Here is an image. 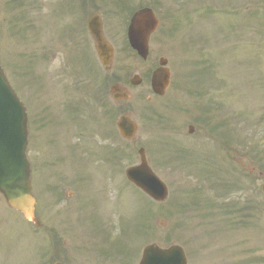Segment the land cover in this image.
Wrapping results in <instances>:
<instances>
[{
    "label": "rangeland",
    "instance_id": "obj_1",
    "mask_svg": "<svg viewBox=\"0 0 264 264\" xmlns=\"http://www.w3.org/2000/svg\"><path fill=\"white\" fill-rule=\"evenodd\" d=\"M22 1L25 2V6L17 7L14 0H0L2 55H6L12 70L10 74L12 72L22 97L29 104L30 124L34 129V137L40 140L43 174L47 178L46 191L50 197L37 193V210L48 209V207L59 210L73 206L70 201L59 204L56 200L53 201L51 196L55 190L52 180L60 172L56 160L59 158L61 138L64 136L61 127L68 126L71 122L67 119L68 113L66 115L65 106L70 98L77 100L76 103L80 109L83 107L81 102L84 98L90 102L89 107L93 102L88 99L89 97L76 91L75 81L68 77L72 74L69 73L71 71L63 70L62 74L54 76L53 80L56 79L59 84L53 87L51 92L53 73L37 69L41 65L39 59L41 50L34 49L29 52L30 56H37L35 65L37 70L32 71L28 69V66H24L26 63L28 65V60L21 58L20 54L26 52L30 46V36L27 39H16L12 35L11 27L13 28V25L19 22L18 18L24 11L29 15V23L33 24L35 32L32 33L29 28L25 29L24 23H18L17 27L21 30L25 29L37 40L40 33L37 26L40 25L41 17L49 12L55 14L56 4L53 5L47 0ZM146 1L148 0H135L134 4L142 6L146 4L144 3ZM161 3L165 9L164 15H168L172 31L170 42L175 51L174 67H177V70L173 69V82L176 80L180 89L176 90L177 93L172 92L173 84L167 96L157 102L153 100L151 107L145 104L146 100L137 98L145 89L143 86L134 89L128 102L115 103L111 100V109L116 107L123 113L110 119V131L113 129L116 131V123L123 114L130 115L139 125L140 131L136 140L127 143V149L133 160L131 163L127 162V168L139 163L137 151L140 140L147 144L158 143L153 145L159 151L160 149L163 151L166 147L172 150L183 147L192 153L200 155L202 153L203 156L204 153H208L210 157H214L216 163H220L222 171H219L217 177L215 175L212 179H205L200 174L199 165L192 159L191 154V159L188 160V157L185 161L192 164L180 170L176 167L175 170H169L159 165L153 167L167 184L170 192L167 202L161 205H154L127 181L125 184L124 177L118 176V183L122 181L124 187L125 209L131 215L138 210H145L144 206H152L153 211H159L160 223L164 224L163 228H158L159 246L163 248L173 244L183 246L187 251L189 264H264V193L262 192L264 184V169H262L264 167V0H161ZM35 5L40 8H36ZM9 47L13 51L12 56L18 58L17 67L25 68V70H13L11 54L9 56L6 53L7 49L10 50ZM54 66H58L54 58L46 68L43 65L44 69ZM138 70L132 63L128 69L117 72L119 76H122L118 78H131L139 73L140 70ZM87 72L88 69L85 67L76 68V73L81 79L86 78ZM99 72L100 78L94 74L93 81L96 77L99 81V89H103V82L106 84L107 81L104 74ZM149 79L150 76L144 77V84L150 85ZM191 88L193 90L201 88L195 93L197 95L201 93V97L191 96L188 91ZM50 92L51 95H47ZM89 107L86 108L84 104L83 108L87 111L82 114L76 126L81 141L80 152L84 157H90L85 151L88 147L83 144L84 141L92 142L90 149L93 152L97 150L96 146L100 148L98 143L95 145L94 142L99 141L97 132L104 122L103 107L100 109L101 117L98 116L99 113H96L97 115L89 113ZM146 108L156 111L153 118L161 126L158 123L151 128L147 124L146 116L142 114L147 110ZM189 111L208 118L206 125L208 132L198 127L194 136H188V127L184 128L183 120H190L187 117ZM200 111L203 114L199 115ZM42 117H45L44 120ZM217 125V131L213 130ZM211 129L216 133L213 137L210 133ZM231 135L238 140L239 146L233 148L236 149V153H230L223 148L224 141L227 142V138L230 139ZM65 136L70 138L71 135L66 133ZM110 137H114L113 131ZM218 151L219 155H217ZM101 154L102 151L98 150L97 158H101ZM162 154L160 153L159 157L167 165L177 161L172 151L164 150ZM29 157L31 160L36 158L34 154ZM38 166H40L39 163H37ZM109 170L112 174L113 169L110 167ZM91 175L92 164H89L88 176L81 187L90 193L89 187L93 183ZM220 182L236 183L237 189L241 187V190L236 189L230 196L217 199L219 195L210 185ZM113 184L116 188V184ZM201 189H204L203 195ZM108 198L111 200L103 205V210H111L112 200L115 201L111 195ZM203 198L212 201L216 198L217 204L222 206L237 202L236 204L241 207L252 199V202L260 204L263 210L262 215H259V210L256 212L259 226L255 228L249 227V224L247 226L239 224L237 229L231 230L229 226H224L225 217L221 215L219 209L211 210L213 214H210L211 217L208 219H205L203 212L209 210L201 208L186 210L182 205L181 212H177L178 204L187 205L195 199L200 200L201 203ZM49 199L53 202L51 203ZM242 213L241 211L236 214L234 218L236 223L238 220L240 222L246 220L249 223L251 218L242 219ZM223 229L227 231H221ZM143 245L144 243L141 247ZM34 246L35 244L31 245L21 256H32V254V257L37 256L32 252ZM51 246L49 241L48 250ZM9 254L14 255L12 252Z\"/></svg>",
    "mask_w": 264,
    "mask_h": 264
},
{
    "label": "flooded vegetation",
    "instance_id": "obj_2",
    "mask_svg": "<svg viewBox=\"0 0 264 264\" xmlns=\"http://www.w3.org/2000/svg\"><path fill=\"white\" fill-rule=\"evenodd\" d=\"M47 1L56 4V12L45 17L46 22L42 27L39 45V50L42 53L41 65L46 66L49 60L54 58L63 67L98 68L102 69L108 77V81H111L113 70L122 71L134 63L137 69L144 70L145 68L146 76H148L159 67L163 60V64L170 69L173 75L175 51L172 42H170L172 31L168 17L158 14V6H155V10L158 12V28L150 38L149 56L147 60H143L129 46L127 29L130 13L114 9L111 6V0ZM95 34L100 36L102 45L109 46L108 49L112 50V57L111 54H108V49L103 52L106 61L110 56V63L106 69L103 67L105 61L102 60L101 54L98 52L99 43ZM53 51L54 55H52ZM4 64L10 70L8 62L4 60ZM30 65H32L31 60ZM145 73L146 71L142 73L143 77ZM128 81L118 78L117 83L121 87V92L133 91V88L128 85ZM143 87L145 89L139 93L137 98L146 99L150 103L152 100L149 95L152 92L151 86L144 84ZM177 87L178 83L176 82L173 92ZM106 96L109 98V95L106 94ZM108 98L105 100L107 105L109 104ZM159 98L154 95L155 100H159ZM190 122L191 120L187 121V123ZM71 129L69 130L72 135L71 141L66 139L68 147L66 152L61 155L60 172L55 178V198L58 199L59 204L70 201L73 204V209L70 206L59 210L46 208L35 210L36 218L39 221L37 226L25 220L21 213L11 210L0 195V252H4L0 253V264H48L49 256L53 259L52 262L63 264H128V259H130V264L136 263L143 236L137 235L130 241L128 240V212L124 206L122 181H120L119 203L113 210H96L93 207L88 210H77L83 204L85 191L81 190L79 176H77L79 170L78 152L76 154V151H79L77 131L74 127ZM33 131L31 126V150L35 148L30 152L37 157L35 161L33 160L34 187L37 192L43 195L47 181L42 174V169L36 166V163L40 164V140L38 137H34ZM104 134V143L111 144L107 127H105ZM148 151L152 155L151 159L154 160L150 147H148ZM126 153V145L120 144V169L117 172L119 177H122L123 165L126 164ZM208 160V157L205 158V161ZM210 160L213 158L210 157ZM117 175H115V182H118ZM91 177L93 185L101 180L105 181L107 177L105 168L101 167L97 171H93ZM106 189V182L102 186H98L97 202L101 206L105 201ZM158 225V213L153 212L151 228L146 234L147 239H158V233L154 229ZM49 240L52 246L48 250ZM33 244L35 246L32 251L37 256L32 257L33 254L32 256H21ZM11 252L14 255L9 254Z\"/></svg>",
    "mask_w": 264,
    "mask_h": 264
},
{
    "label": "water",
    "instance_id": "obj_3",
    "mask_svg": "<svg viewBox=\"0 0 264 264\" xmlns=\"http://www.w3.org/2000/svg\"><path fill=\"white\" fill-rule=\"evenodd\" d=\"M155 27L154 15L147 9L138 12L132 20L129 40L143 58L148 55V40ZM169 78V73L161 69L153 74L152 86L156 94L164 95ZM133 84L140 85L141 82L136 77ZM116 89L113 87V91ZM118 127L125 138H134L137 127L130 119L122 118ZM27 144L26 110L10 88L0 66V193L12 209L23 213L28 220L35 221ZM140 155L141 165L127 171L128 179L153 200L165 201L168 196L167 187L148 167L142 150ZM140 264H187V261L180 247L161 250L153 245L145 249Z\"/></svg>",
    "mask_w": 264,
    "mask_h": 264
}]
</instances>
